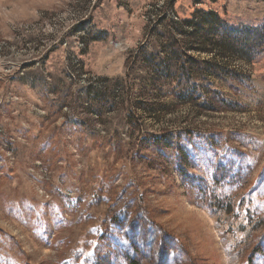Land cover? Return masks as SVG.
I'll use <instances>...</instances> for the list:
<instances>
[{"label":"rangeland","instance_id":"rangeland-1","mask_svg":"<svg viewBox=\"0 0 264 264\" xmlns=\"http://www.w3.org/2000/svg\"><path fill=\"white\" fill-rule=\"evenodd\" d=\"M254 28L264 0H0V264H264Z\"/></svg>","mask_w":264,"mask_h":264},{"label":"trees","instance_id":"trees-1","mask_svg":"<svg viewBox=\"0 0 264 264\" xmlns=\"http://www.w3.org/2000/svg\"><path fill=\"white\" fill-rule=\"evenodd\" d=\"M207 15L212 16V17H218V14L216 12H210ZM193 24L196 25V23H193ZM249 31H253L254 33H259V36H261L262 35L261 32H264V28H261V29L260 28H254V29H249Z\"/></svg>","mask_w":264,"mask_h":264}]
</instances>
